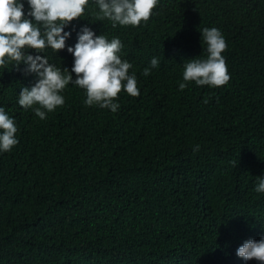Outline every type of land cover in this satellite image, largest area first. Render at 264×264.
<instances>
[{"label": "trees", "instance_id": "trees-1", "mask_svg": "<svg viewBox=\"0 0 264 264\" xmlns=\"http://www.w3.org/2000/svg\"><path fill=\"white\" fill-rule=\"evenodd\" d=\"M101 16L89 0L64 50L28 54L71 71L83 27L119 38L140 95L122 90L116 113L70 83L41 120L18 103L35 74L0 67V107L18 129L0 151V264H240L237 249L264 237V0H158L138 27ZM205 27L228 45L222 87L183 80L185 61L207 55Z\"/></svg>", "mask_w": 264, "mask_h": 264}, {"label": "clouds", "instance_id": "clouds-1", "mask_svg": "<svg viewBox=\"0 0 264 264\" xmlns=\"http://www.w3.org/2000/svg\"><path fill=\"white\" fill-rule=\"evenodd\" d=\"M27 3L30 10L25 16L21 0H0V67L14 61V69L20 70L23 64L26 74L37 77L31 88H21L18 103L22 108H32L37 117L46 119V113L65 104L60 93L70 83L86 90V106L97 105L113 113L120 108L114 101L122 90L129 96L140 95L136 75H129L132 64L122 61L119 56L123 47L121 40L109 41L105 35L96 36L87 26L78 34L76 45L67 47L74 57L71 71L65 67L61 71L46 55L28 54L29 49L36 53H44L46 48L57 53L64 50L71 36L65 28L83 16L89 0H27ZM96 4L102 13L101 19L110 20L113 28L117 24L138 27L142 21L150 19L158 0H96ZM200 33L202 46L207 45L203 48L207 55L185 61L183 80L195 81L197 86L222 87L230 80L222 55L228 47L226 40L217 28L205 27ZM159 64L158 58L153 57L150 67L145 68L142 75L148 76ZM187 86V83H179L181 91ZM34 105L38 107L33 108ZM17 131L14 119L0 107V151H11L18 144ZM199 147L195 145L193 151H199ZM256 180L254 191L264 193V178L256 177ZM237 256L243 259L240 264L253 260L264 264V237L259 241H245L237 249Z\"/></svg>", "mask_w": 264, "mask_h": 264}]
</instances>
